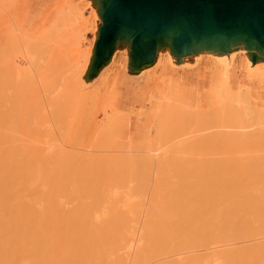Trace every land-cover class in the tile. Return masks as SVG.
Instances as JSON below:
<instances>
[{
    "label": "bare ground",
    "instance_id": "1",
    "mask_svg": "<svg viewBox=\"0 0 264 264\" xmlns=\"http://www.w3.org/2000/svg\"><path fill=\"white\" fill-rule=\"evenodd\" d=\"M75 16L60 13L42 36L22 39L21 59L0 70V264H264V111L252 104V88L241 83L235 90L227 70L223 109L211 117L201 96L180 99L178 84L169 83L163 100L151 97L146 119L153 128L141 143H129L130 116L117 111L99 124L92 147H108L105 129L123 131L128 154L121 146L119 166L99 158L102 146L93 148L96 156L65 150L51 127L65 119L63 105L73 103L71 128L103 25L102 19L95 26L98 4L93 21ZM70 25L80 30L75 43L86 30L93 34L87 48L72 43ZM7 33L4 48L19 46L9 26ZM125 47L129 56L125 45L114 58ZM236 51L264 83V58L241 44L223 51L225 59ZM170 53L169 66L178 56ZM42 64L40 83L32 82ZM38 92L46 100L34 103Z\"/></svg>",
    "mask_w": 264,
    "mask_h": 264
},
{
    "label": "rangeland",
    "instance_id": "2",
    "mask_svg": "<svg viewBox=\"0 0 264 264\" xmlns=\"http://www.w3.org/2000/svg\"><path fill=\"white\" fill-rule=\"evenodd\" d=\"M66 2H68V0H0V29L3 30V36L0 34V50H1L0 51V63H1L0 70L2 71L7 70L9 63H11L12 61L21 59V53H23L22 45H21L23 41L22 39L32 40L35 37L42 36L56 22V18L58 17V14L63 13V12L67 13L69 11V14L71 12H74L76 15L75 17H80L81 15H85L86 16V17L84 16L85 18H87L88 20L91 19V21H93V7L95 4H98V2H95V0H72V3H73L72 7H69V6L67 7ZM101 22H102V17L98 16L95 26L101 24ZM83 23H86V22H83ZM82 25L83 24H81V27ZM8 26L9 28H11V30H13V32L16 34V36L19 39L21 38L20 39L21 41L19 42L20 43L19 46H13V47L7 48L8 46L7 45L6 48H4V46L8 44L6 43V41L9 40V38L8 40L6 39L8 37L7 35ZM83 26L85 27L86 25H83ZM59 27L65 28L61 24ZM87 27H88V23H87ZM69 28L71 29L69 30V33L70 34L74 33V35H72L71 38L68 37L70 36V34L67 33L68 31H66V34L68 35L66 36L65 33L64 35L70 38V40L73 39L74 41L72 43L77 45V42L79 40L75 43V39H77L75 38V32L76 31L79 32L80 30L78 29L79 30L78 31L74 29L75 32L74 30L72 31L73 27L71 28V25ZM82 29H85V28H82ZM86 32H85V35H86L85 38L83 36V38H81L82 40H80L78 44L83 45L82 42H84L87 48V46H89V43L93 40L94 36L92 33L86 34ZM52 46L53 45L51 44L50 47ZM119 47L123 48L124 46L122 45L118 46L115 49L112 57L109 58L99 68L97 72H95L92 75L90 72L89 76L85 79L84 81L85 91L76 108V111L74 113V116L71 122V128L69 129V131H68L69 121H66V120L68 117H70L69 114L72 112L73 103H69V104L66 103L63 105L62 113L65 112L67 114V115L65 114L66 115L64 119L65 121L63 119L61 120L59 119L56 125H53L51 127V129L54 127L53 131L55 134V138L59 142V144H61V147L64 148L65 150L73 149V150L79 151V149H81L80 151L83 150L82 152H85V153L92 152V154L91 153L90 154L93 155L94 153V155L96 156L97 155L96 152L98 151H94V149L96 148L98 149L99 147L98 145L97 147L95 146L96 148L92 147L93 146L92 142H93L94 137L97 134L99 124L101 123L100 125H102L104 123L110 122L109 120L113 119L114 113L116 114V117H117V113H116L117 111L118 113L121 112L122 114L123 112L124 113L126 112V114H129L130 122H131L130 134L128 138L126 137V134L123 131L116 132L109 128L105 129V130H108L107 132L111 135L108 134L110 136V138H108V140H110V144L108 145V147L104 146L103 148L101 144L103 148L102 149L103 152H100L101 151L100 143H102L103 141L101 142L100 140L98 142L97 140L100 146L99 148L100 150L98 152L99 158L102 159V156H104L105 159L102 161H106V159H107L106 162L112 160V162L116 163L115 166H119L118 164H121L122 162V160L120 159L124 154L123 153L122 156L120 154L121 146L124 148L122 152H126L124 154L126 156H123L125 157V159L127 158V154H128L127 151H125L126 147L123 146L124 143H127L125 141L129 140L130 138L131 141H138L141 143L145 141V138L147 136H150L151 134L150 131L153 128L152 126H153L154 121L153 119L147 121L146 116L150 113V110L152 106L154 105L153 102L150 103L151 97L153 94H155L157 95L158 98L163 100L165 93L168 90L169 83L171 84L177 83L178 87L180 86L181 88H185L186 90L194 93L193 94L194 96H192L191 98H184L182 94L178 92V87H177V95L180 99L195 101L198 96H201V108L205 112L206 116L208 113V116L211 115V117H217L219 112L223 109L224 94L223 92H221L222 91L221 86L224 82L225 70L224 68L220 71L215 70V69H209L208 66L209 65L211 66V63L213 61H209L207 59L205 49L193 54V56L196 57L195 65L194 64L189 65L188 60H186V62L184 61L185 59H189L187 57L192 56V54H190V55H185L181 57L176 55L177 57L175 59L174 65L169 66L168 65L169 58L167 57V55L169 51L171 52L170 54H173V53H172L171 48L169 46H166L157 51V55H158V52L161 51L160 52L161 56L158 57L156 55V58L153 64L143 69L134 70L131 67L130 57L126 55L128 54L127 47L124 48L123 53H120V52L117 53L116 57L114 58L115 53L117 52ZM168 47H169V51H168ZM53 48L54 47L50 48V50H52ZM4 49H6V51L5 53L2 54L1 52H3ZM210 50H213V49H210ZM87 53H88V50L85 51L84 57H81L83 59L77 58V60L81 59V62H82L81 63L82 65H79V66L85 67L86 65L85 59H86ZM244 54L245 53H242L239 51L229 52L227 55L228 60H226L224 57V62L226 64V67L228 68L231 63L233 64V61H234L235 62L234 64L236 65V68L239 72V74H236L234 77H232L231 79L232 86L235 90H238L242 82V85L252 88L253 95H254L252 104L264 111V83H260V81L258 80L259 76L255 78L256 70L247 69L246 57ZM44 61L45 63H47L46 59ZM74 62H77V61H74ZM214 62L222 66L221 61H214ZM41 68H44L43 64H42V67H40V69L33 70L32 82L37 81L38 83H40V77H41V72H42ZM206 70H208V72ZM57 71H58V68H57ZM175 72H178L176 73L178 76H185L187 78L186 81L184 80L180 81L179 79H171L172 75L175 74ZM241 72L242 74H240ZM61 76H62L61 80L63 81V79H66L68 75L64 74ZM212 79H215V80L212 81ZM113 85H114V88H113ZM141 89H144L146 92L145 95L142 97L139 96V91ZM109 91L111 94L109 93ZM40 93L38 92V94ZM42 94L43 93H41V97H42ZM44 95L41 99L40 97H38V99L34 100L33 102L38 103L39 100L40 101L43 100ZM114 96H116V98L114 99L115 101L112 100V102H110L111 98H113ZM129 96H131L130 100L126 101V99L129 98ZM111 103H112V107L114 110L112 109L109 110L110 109L109 106L111 105ZM193 106L195 107V110L196 111L198 110L197 112L200 114L199 106H197V104H196L197 108L195 105ZM132 109H135L137 111L134 113H130ZM109 113L110 114L112 113L111 115L112 118ZM125 119H128V118H125ZM141 129H142V132H141ZM212 129H213L212 130L213 132H215V130L216 131L219 130V128H217L218 130L216 128H212ZM210 130L211 128L207 131L209 132ZM207 131H204L203 133ZM212 131L210 132L212 133ZM131 141L129 140V143H131ZM105 143L106 141L104 142V144ZM90 146L92 149L94 148L92 151L90 149ZM99 153H101L102 156ZM141 154L144 155L145 153L144 152L139 153L137 155L138 160ZM134 155L135 154H133L132 156ZM123 157L122 159H124ZM106 162L104 164H109L111 161L109 163H106Z\"/></svg>",
    "mask_w": 264,
    "mask_h": 264
},
{
    "label": "water",
    "instance_id": "3",
    "mask_svg": "<svg viewBox=\"0 0 264 264\" xmlns=\"http://www.w3.org/2000/svg\"><path fill=\"white\" fill-rule=\"evenodd\" d=\"M103 25L91 75L122 45L134 70L154 63L169 46L185 56L203 49L230 51L244 44L264 58V0H95Z\"/></svg>",
    "mask_w": 264,
    "mask_h": 264
},
{
    "label": "crops",
    "instance_id": "4",
    "mask_svg": "<svg viewBox=\"0 0 264 264\" xmlns=\"http://www.w3.org/2000/svg\"><path fill=\"white\" fill-rule=\"evenodd\" d=\"M187 58H189V59H185L184 61L186 62V60H188V64L189 65H195V59H196V57L195 56H190V57H187ZM209 61H213L212 63H211V66L209 65L208 67H209V69H215V70H222L223 68H224V70H225V78H224V82H225V80H226V77H227V70H228V72H229V81L231 82V79H232V77H234L236 74H239V72H238V70H237V68H236V65L234 64L235 62L233 61V64L231 63L230 64V66L227 68L226 67V64H225V62H224V55H223V51H220V50H218V51H214V50H210L209 51V54H208V58H207ZM193 61V62H192ZM214 61H221L222 62V66L220 65V64H218V63H216V62H214ZM184 62V63H185ZM189 65H187V66H189ZM196 66H197V64H196ZM207 72H208V70H206ZM176 73H178V72H175V74H173L172 75V77H171V79H179L180 81H186V77L185 76H178ZM240 74H242V72L240 73ZM215 79H212V81H214ZM223 82V83H224ZM242 83V82H241ZM232 84V83H231ZM178 92L180 93V94H182V96L184 97V98H191L192 96H194L193 94V92H191V91H188V90H186L185 88H181L180 86L178 87ZM145 90L144 89H141L140 91H139V96H144L145 95ZM130 98H131V96H129V98H127L126 99V101L127 100H130ZM137 110H135V109H132V111L130 112V113H134V112H136ZM138 112H140V111H138Z\"/></svg>",
    "mask_w": 264,
    "mask_h": 264
}]
</instances>
